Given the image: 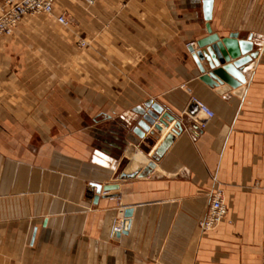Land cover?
<instances>
[{
  "label": "crops",
  "instance_id": "0c3cea01",
  "mask_svg": "<svg viewBox=\"0 0 264 264\" xmlns=\"http://www.w3.org/2000/svg\"><path fill=\"white\" fill-rule=\"evenodd\" d=\"M232 34L258 54L219 93L189 44ZM263 240L264 0H57L0 37V264H263Z\"/></svg>",
  "mask_w": 264,
  "mask_h": 264
},
{
  "label": "water",
  "instance_id": "95a60500",
  "mask_svg": "<svg viewBox=\"0 0 264 264\" xmlns=\"http://www.w3.org/2000/svg\"><path fill=\"white\" fill-rule=\"evenodd\" d=\"M237 37L236 34H232L227 38L209 41L203 47L205 49L192 54L201 72V79L209 86L218 87L219 93H225L231 89L241 92L242 86L246 83L244 67L258 54L251 52V47L244 42H239ZM203 62L207 63L208 68L203 65ZM170 123H174L173 132L178 133L182 130L181 123L169 113L161 116L159 123L155 124V129L162 131L163 126L168 127ZM98 191H101L100 187Z\"/></svg>",
  "mask_w": 264,
  "mask_h": 264
},
{
  "label": "built area",
  "instance_id": "2783aa9c",
  "mask_svg": "<svg viewBox=\"0 0 264 264\" xmlns=\"http://www.w3.org/2000/svg\"><path fill=\"white\" fill-rule=\"evenodd\" d=\"M57 0H6L0 5V37L12 36L19 23L26 16L44 15L55 16V5ZM57 21L65 28L72 25L66 13L56 16ZM79 47H85L87 43L80 39ZM195 43H190L189 47L193 49L191 53H195ZM200 112L205 116V120L201 122L204 128L207 122L215 116V113L204 103L194 99ZM228 209L224 201L222 191H217L211 196V202L206 217L199 223L200 229L211 231L217 227L222 221L227 219ZM120 231L121 228H115ZM262 262L264 264V240L262 244Z\"/></svg>",
  "mask_w": 264,
  "mask_h": 264
}]
</instances>
